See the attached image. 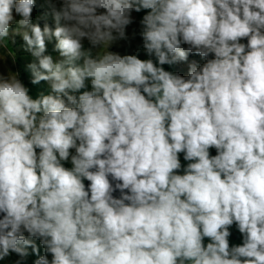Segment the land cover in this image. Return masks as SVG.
Listing matches in <instances>:
<instances>
[{
    "label": "clouds",
    "instance_id": "1",
    "mask_svg": "<svg viewBox=\"0 0 264 264\" xmlns=\"http://www.w3.org/2000/svg\"><path fill=\"white\" fill-rule=\"evenodd\" d=\"M45 3L0 0V261L264 264V0Z\"/></svg>",
    "mask_w": 264,
    "mask_h": 264
},
{
    "label": "rangeland",
    "instance_id": "2",
    "mask_svg": "<svg viewBox=\"0 0 264 264\" xmlns=\"http://www.w3.org/2000/svg\"><path fill=\"white\" fill-rule=\"evenodd\" d=\"M36 2H37V9L33 13V22H36V17L38 15H40L41 12L47 10V5L45 3V0H36ZM134 15L136 16L137 24L131 26L128 29L129 33H131L132 28H137V30H138V21L141 18V16L143 15V13L134 14ZM49 23H51L50 19H49ZM139 43H140V38L137 37L135 40L132 41V47L131 48L121 47V48H114L112 50L119 51L122 54L125 53V52H132L135 49L136 45L139 44ZM21 44H22V40L19 37L16 38V43L15 44H12L11 42L9 43L8 52L9 53L13 52L16 55V63L12 64L11 58H9V60H8L9 66L11 67V69L13 71H17L18 70L21 73V79L26 84V86L30 87L31 94L33 95V97H35L40 92H44L45 94H47L49 89H48L46 83L41 82V84L35 85V86H33V85H31L29 83L30 73L26 70L25 66H26L27 63H29L31 61L32 58L30 57V55L28 53L23 51V49L21 47ZM184 47H187V46H184ZM48 49L51 52V49H52V45L51 44L48 45ZM103 51H104V49H101V52H103ZM140 58L141 59L147 58L144 55L142 50L140 52ZM191 60H196L198 63H201V64L204 62L198 55H195V54H189V62ZM165 68H166V70L176 71V72L180 73L181 75H185V76L187 75V65L185 63H183V62L177 64L173 68H168V66H165ZM210 151H211V154H213V155L215 154V150L214 149H212ZM181 162H182V164L187 163V162L183 161L182 154H181ZM65 166L66 167H71V164L68 163ZM232 233L233 234H232V236L230 238V243L239 244L241 242L240 236H239V233L235 230L234 227L232 229ZM32 259H34V257H29V264H30ZM0 264H7V261H0Z\"/></svg>",
    "mask_w": 264,
    "mask_h": 264
},
{
    "label": "trees",
    "instance_id": "3",
    "mask_svg": "<svg viewBox=\"0 0 264 264\" xmlns=\"http://www.w3.org/2000/svg\"><path fill=\"white\" fill-rule=\"evenodd\" d=\"M87 183V182H86Z\"/></svg>",
    "mask_w": 264,
    "mask_h": 264
}]
</instances>
